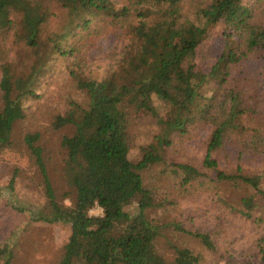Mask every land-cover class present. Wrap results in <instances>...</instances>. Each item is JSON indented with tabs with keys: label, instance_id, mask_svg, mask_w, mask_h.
I'll return each instance as SVG.
<instances>
[{
	"label": "trees",
	"instance_id": "obj_1",
	"mask_svg": "<svg viewBox=\"0 0 264 264\" xmlns=\"http://www.w3.org/2000/svg\"><path fill=\"white\" fill-rule=\"evenodd\" d=\"M215 28L222 29L223 46L208 64L200 48ZM108 34L116 42L92 66L90 52ZM5 35L29 51L30 64L19 72L0 66V150L11 145L29 103L44 98L39 80L60 65L51 126L72 131L60 139L69 191L54 189L39 131L23 137L43 191L32 218L69 225L57 264H213L218 234L149 216L163 201L142 179L166 162L163 153L175 138L199 130L207 135L198 164L170 162L181 189L201 187L213 175L222 211L256 222L264 208V88L254 86L247 66L264 67V0H0ZM144 116L158 132L134 161V128ZM135 199L131 214L125 208ZM95 207L100 215L89 214ZM168 230L192 237L200 249L173 242ZM262 232L252 264H264ZM12 254L0 247L3 264H11Z\"/></svg>",
	"mask_w": 264,
	"mask_h": 264
},
{
	"label": "rangeland",
	"instance_id": "obj_2",
	"mask_svg": "<svg viewBox=\"0 0 264 264\" xmlns=\"http://www.w3.org/2000/svg\"><path fill=\"white\" fill-rule=\"evenodd\" d=\"M115 42L110 34L98 42L89 55L92 66L105 60V53L111 50ZM222 46V29L215 28L200 48L202 53L209 55L208 64L220 54ZM28 54L25 47L14 43L11 35L0 36V66L8 63L18 72L27 70L30 64ZM58 65L52 68L48 76L39 80V89L44 90L46 86L44 98L29 103L27 117L15 124L11 145L0 150V247L9 246L13 251L11 264H57L61 246L69 234V225L66 223L43 225L32 218L43 202V191L39 170L23 142L26 132L39 131L38 145L43 150L50 181L58 192L69 191L61 176L64 150L60 146V139L72 131L70 128L54 130L51 126V117L59 98L56 97L60 88L58 82L62 80L57 76ZM247 68V75L253 80L254 86L264 88L262 64L251 62ZM134 132L131 156L135 161L139 158V147L153 140L158 126L152 118L144 116L136 121ZM206 135L207 131L199 130L183 137H188L185 140L175 138L163 153L166 162L151 166L142 173L144 186L163 201L162 207L150 210L148 215L162 222L179 223L188 232H216L218 236L214 237L218 254L213 257V264H252L253 242L263 233V205L254 215L256 222L227 214L222 211L224 207L221 201L217 200L221 191L214 186L213 175L204 178L201 187L188 186L189 191H184L179 185L177 174L172 172L174 167L171 161L198 164L204 155ZM233 162L235 160H231L230 164ZM12 177L14 179L10 185ZM72 197L71 194L65 199L67 205L71 204ZM137 204L138 199H135L125 210L133 214ZM101 212L100 208L95 207L89 214L96 216ZM220 216L223 217L221 224L218 223ZM166 234L177 244L200 249L199 243L190 236L172 230ZM0 264H3L1 257Z\"/></svg>",
	"mask_w": 264,
	"mask_h": 264
}]
</instances>
